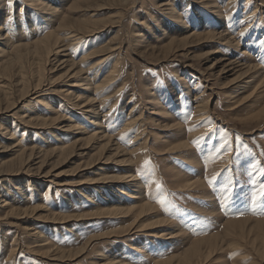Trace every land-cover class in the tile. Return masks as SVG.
<instances>
[{"label": "rangeland", "instance_id": "rangeland-1", "mask_svg": "<svg viewBox=\"0 0 264 264\" xmlns=\"http://www.w3.org/2000/svg\"><path fill=\"white\" fill-rule=\"evenodd\" d=\"M32 2L0 0V99L28 90L0 104V264H180L195 246L193 264H264V0ZM129 168L137 181L102 180ZM107 203L151 207L97 214Z\"/></svg>", "mask_w": 264, "mask_h": 264}, {"label": "bare ground", "instance_id": "bare-ground-1", "mask_svg": "<svg viewBox=\"0 0 264 264\" xmlns=\"http://www.w3.org/2000/svg\"><path fill=\"white\" fill-rule=\"evenodd\" d=\"M248 2H250V0H248ZM33 5H36V4H38V3H40L39 2V0L38 1H35V0H33ZM41 4V3H40ZM39 4V5H40ZM45 3L43 2L42 4H41V9L42 10H46L47 8V6L45 7ZM48 5V4H47ZM50 8V7H49ZM53 10V9H52ZM53 12V11H52ZM55 12V11H54ZM0 30H1V28H0ZM92 32H94V31H92ZM70 33H72L71 31L70 32H68L67 33V35H69ZM79 33H82V32H79ZM84 34H85V32H84ZM81 35V34H80ZM83 35V34H82ZM81 35V36H82ZM73 37H75L74 35H72ZM71 36V37H72ZM49 38H50V36H46L45 38H43V39H40V40H37L34 44L36 45V46H40V48L39 49H35V55L37 56V57H39V59L40 60H43L42 59V57L45 55V57L47 58V60L49 61L50 60V57L51 56H56L57 54H58V52L56 51V49L57 48H59V41H60V39L59 38H55L54 39V41H52V42H49ZM77 38H79V37H77ZM70 40V39H69ZM109 49H111V47H109V48H107L106 47V49H102V51H109ZM115 49H117V48H115ZM115 49H114V51H115ZM113 50V49H112ZM56 51V52H55ZM101 51V50H100ZM109 52H111V50L109 51ZM109 52H107V53H109ZM113 52V51H112ZM2 55L4 54V52H0ZM100 53L101 52H97V53H95V54H93L92 55V53H91V55H92V57L93 56H96V58H97V56H99L100 55ZM106 53V52H105ZM99 54V55H98ZM113 54V53H112ZM111 54V55H112ZM1 55V56H2ZM120 55V54H119ZM4 56H7L6 54H4ZM106 57V56H105ZM105 57H103V59H101L100 60V62L99 63H95L94 65L95 66H99L100 64H102V62H104L107 58H105ZM88 58L90 59V57L88 56ZM108 58H109V56H108ZM87 59V58H86ZM94 59V58H93ZM111 60V59H110ZM109 60V61H110ZM84 61V60H83ZM108 61V62H109ZM82 62V61H81ZM36 65V64H35ZM38 65V64H37ZM72 66H74V64H72ZM78 66V65H77ZM81 66V65H80ZM83 67V66H82ZM40 68V67H39ZM76 68V69H75ZM75 68H73V69H71V67H70V69L67 71V74H66V76H70V79H72V78H78V81H79V85H81L82 83H80V82H83L84 80H85V78L83 77L86 73L84 72V71H82V69L81 70H79V66H78V68L77 67H75ZM92 68H93V66H92ZM91 68V69H92ZM96 68V67H95ZM98 68V67H97ZM121 68V67H120ZM38 69V68H37ZM36 69V70H37ZM41 70H42V68H40ZM35 70V71H36ZM117 70H118V63L114 66V68H113V70H111V73L108 75V78L105 80V81H103L104 83H102V84H100L101 86H97V88H96V90H98V91H103L104 90V88L105 87H107L108 85L107 84H109V82H107V81H109V80H112V77H113V74H115V72H117ZM88 71V70H87ZM86 71V72H87ZM100 71V70H99ZM41 72V71H40ZM40 72H38V73H40ZM90 73V72H89ZM120 73V72H119ZM39 75V74H38ZM65 76V77H66ZM118 76V75H117ZM64 77V76H63ZM107 77V76H106ZM39 79V78H38ZM37 80V79H36ZM40 82L42 83V81H41V77H40ZM58 80V79H57ZM114 81V80H113ZM28 82V81H27ZM37 82V81H36ZM22 83H24V82H22ZM21 83V84H22ZM112 83V82H111ZM19 84H20V82H19ZM18 84V85H19ZM41 85V84H40ZM77 83H75L74 82V84H73V87H80ZM107 85V86H106ZM113 85V84H112ZM39 86V85H38ZM37 86V87H38ZM116 86V85H115ZM125 86V85H124ZM121 88V87H120ZM8 89H9V87H8ZM39 90H40V88H38ZM109 89V88H108ZM9 90H11V89H9ZM117 90V89H116ZM115 90V91H116ZM27 89L26 88H22V89H19V88H17V89H13L12 90V95H16V93H18V95H17V98L16 99H18V100H16V101H14V103H12V102H9V99L7 98V96L10 94H8L7 93V91H3L4 92V94H8L5 98H1L0 100V104H1V102L4 100V101H6L4 104H2V106L4 105L5 106V109L6 110H9V109H11L13 106H14V104L17 102V101H20V100H24V97H25V95L27 94ZM107 91V90H106ZM120 91V90H119ZM122 91V90H121ZM120 91V92H121ZM20 93V94H19ZM37 93V92H36ZM114 93V92H113ZM112 93V94H113ZM1 94V93H0ZM94 94H96V93H94ZM11 95V94H10ZM70 95V94H69ZM105 95V94H104ZM119 95V94H118ZM1 96V95H0ZM28 96V95H27ZM71 97H72V94L70 95ZM110 96H111V94H110ZM117 96V95H116ZM2 97V96H1ZM9 97V96H8ZM13 97V96H12ZM107 97H109V96H107ZM106 97V99H104L105 101L106 100H108L109 98H107ZM115 97V96H114ZM113 97V98H114ZM90 98V97H89ZM36 99H38V104H40V105H43V100L42 99H40L39 98V95H38V97H36ZM117 99V98H116ZM95 98L94 99H92V98H90V99H82V102L81 103H87L88 105L87 106H89L88 108H91V109H94V104H95ZM103 100V101H104ZM113 101V100H112ZM93 103V104H92ZM108 103V102H107ZM92 104V105H91ZM1 106V105H0ZM86 106V107H87ZM2 108H0V110H1ZM95 113L96 114H99V113H97L96 111H95ZM130 117H132V116H130ZM61 117L59 116L57 119H55V120H53V121H51V122H55V123H57L58 122V120L60 119ZM134 119V118H133ZM143 119V118H142ZM48 120L46 119V120H42L41 118H35V119H33L32 120V122L34 123V124H36V125H41V126H44V124H47V123H49V122H47ZM138 120L137 119H134V120H132V118H131V120L129 119L128 120V122L125 124L126 126H125V130H133L132 129V127L134 126V124L136 125V123L135 122H137ZM138 123H141V121H139ZM139 126V125H138ZM136 128V127H135ZM134 128V129H135ZM94 139V136H89L88 137V140H93ZM105 146V145H104ZM103 146V147H104ZM184 147H188V143H185L184 145H183ZM176 148H181V145L180 146H176ZM72 150H74V148L73 147H71V146H66V145H60L58 148H56V149H53V151H52V156L53 155H57V156H59V155H63V154H66V153H69V152H71ZM34 153H35V151H34V149H31L30 150V155H29V157H31L32 158V155H34ZM24 162V161H23ZM22 162V163H23ZM26 162V161H25ZM22 163L20 164V165H22ZM24 165V164H23ZM21 168H23V166H20V168L19 167H16V169L14 168V169H10L11 171H16V170H21ZM130 169V173H129V176L128 177H116V176H105L102 180L105 182V183H107V182H109V181H112V182H118V181H122V180H124V179H126V178H128L129 180H127L128 181V183H130V182H133V181H137L136 180V176L137 175H135L134 174V171H135V169L134 168H129ZM19 172V171H18ZM14 173V172H13ZM16 174V173H15ZM106 173H104L103 174V176L105 175ZM104 182H102V183H104ZM115 184H117V183H115ZM69 186V185H68ZM70 201V200H69ZM71 202V201H70ZM69 202V203H70ZM124 204H126V202H124ZM151 207V205H148V207L147 206H144L143 208H141L140 206H135L134 205V207H129V208H125L124 207V205H120L119 207L118 206H116V205H113V204H111V203H107V205L105 206V208H102L101 210H102V212H99V213H97V214H99V215H101V216H106V217H108V215H118L119 213H127V214H132L135 210H136V212L137 213H140L138 216L140 217V215H141V212H143V211H146L147 209H149ZM139 209V210H138ZM90 215H96V214H94V213H90V214H87V215H76V216H63V215H61V216H59V217H55L54 219L55 220H57V221H59V222H56V223H62V224H67V223H70V222H73V221H81L83 218H81V217H85V216H90ZM137 221V220H136ZM135 221V222H136ZM54 222V221H53ZM134 222V223H135ZM167 220H164V219H160V220H157L156 222H153V225H157V228H164V226L167 224ZM133 226H134V224L133 225H130L128 228L129 229H123V230H117V231H115V230H113L112 232H110V233H105V235L103 236V237H101V239H103V238H105V237H108V236H115L116 234H118V233H120V232H122V233H124V234H122V235H125V236H127V235H135V233L137 232V231H135L136 230V228H140V230H138V231H144L143 230V227L142 226H139V227H135V228H133ZM130 232V233H129ZM242 233H243V231H242ZM37 236H39V234L37 233L36 234ZM156 236V235H155ZM160 236V235H159ZM162 236V235H161ZM161 236H160V238H161ZM163 237V236H162ZM217 247V245L215 244V243H210V250H213V249H215ZM133 248H135V247H133ZM213 252V251H212ZM211 253V252H210ZM210 253H208V255L210 256ZM44 255H45V257L46 256H48V255H50V251H47V252H44ZM70 255H73V253H70ZM75 255V254H74ZM119 256H121V255H119ZM203 255H202V251H201V249L200 248H198V247H194L193 249H191V251H190V253L189 254H187L183 259H182V261H181V263L180 264H193L194 263V260L195 259H200L201 257H202ZM61 258H64V256L62 255V257ZM209 258V257H208ZM208 258H206V260L208 259Z\"/></svg>", "mask_w": 264, "mask_h": 264}]
</instances>
